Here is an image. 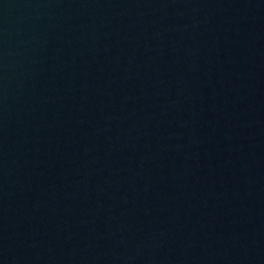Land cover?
Returning <instances> with one entry per match:
<instances>
[{"label": "water", "instance_id": "obj_1", "mask_svg": "<svg viewBox=\"0 0 264 264\" xmlns=\"http://www.w3.org/2000/svg\"><path fill=\"white\" fill-rule=\"evenodd\" d=\"M0 264H264V0H0Z\"/></svg>", "mask_w": 264, "mask_h": 264}]
</instances>
